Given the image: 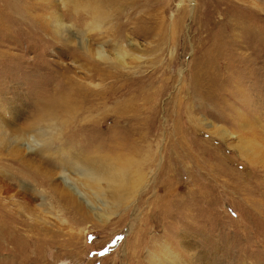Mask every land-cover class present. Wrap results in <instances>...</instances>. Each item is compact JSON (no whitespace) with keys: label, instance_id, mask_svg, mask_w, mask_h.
Instances as JSON below:
<instances>
[{"label":"rangeland","instance_id":"374dc122","mask_svg":"<svg viewBox=\"0 0 264 264\" xmlns=\"http://www.w3.org/2000/svg\"><path fill=\"white\" fill-rule=\"evenodd\" d=\"M1 124L0 264H264V0H0Z\"/></svg>","mask_w":264,"mask_h":264},{"label":"bare ground","instance_id":"6f19581e","mask_svg":"<svg viewBox=\"0 0 264 264\" xmlns=\"http://www.w3.org/2000/svg\"><path fill=\"white\" fill-rule=\"evenodd\" d=\"M95 4V3H94ZM100 6V5H99ZM99 6L98 5H94L92 6V13L93 15L96 17V18H100L101 15H102V12L99 10ZM105 16V15H104ZM93 17V18H95ZM57 19V18H56ZM63 22V21H62ZM58 27V26H57ZM98 27V26H97ZM56 28V27H55ZM103 49L99 48L98 51H97V55L100 57V58H103ZM105 57V56H104ZM101 76V75H100ZM13 121V120H12ZM4 128V125L1 124L0 125V132H1V129ZM4 135V134H3ZM15 143V142H14ZM22 146V145H21ZM50 146H52L49 142H44L42 144H38L37 142H35L33 145H30V144H25V147L26 149L28 150H35V148H38L39 150L42 149V151H48L51 150L52 151V148H50ZM57 154H59L62 158V156H64L65 159V162L66 163H69L70 165L73 166L74 171V175L76 176V180L74 183H76V181H78V186H70L68 185L65 181L69 179V176L68 174H65L64 172V169H62V171L60 172L61 174H63L64 176L62 177V183L64 184V186L68 189V191L71 193L70 194V197L71 199L74 198L73 196L75 197H78V199L82 200V202L86 203V205L91 208V204L96 200L98 201L99 199L97 198V195L101 196L102 197V200H99L100 201V204H105V203H109L108 201L111 200V199H114L115 200V204L111 206V209L114 211L117 209L118 207V204L121 205L125 199V192L129 190V187H130V181H126V179H124L123 181L121 179H116L117 182H113V179L112 178H103V180L105 181H108L109 179V182H113L112 183V186H115L116 184L119 185V190L115 193H105L103 191V188L102 186L100 185V181L102 180L98 175H97V172L98 170L97 169H92L93 170V173H91V169H88L87 167L84 169L82 168L80 165H79V160L74 158L71 159V157L69 156V153L68 151H66L65 149H59L57 151ZM59 159V158H58ZM64 160V159H62ZM64 165V164H63ZM65 166V165H64ZM61 167V165H60ZM71 167V166H69ZM128 166L125 164L123 165V170L126 169ZM72 168V167H71ZM68 170V169H67ZM70 172V171H69ZM73 172V171H72ZM70 174V173H69ZM138 191V190H137ZM133 192L132 195H135L136 192ZM133 197V196H132ZM70 199V200H71ZM95 199V200H94ZM42 200V199H41ZM124 200V201H123ZM72 201V200H71ZM123 201V202H122ZM96 203V202H95ZM93 205V204H92ZM92 210V209H91ZM95 211V210H94ZM45 213V212H44ZM51 213V212H50ZM47 214V213H46ZM52 216L58 220V221H62L60 219V217L55 213V214H52ZM96 217V216H95ZM43 218V217H42ZM97 218L100 219V216L97 215ZM45 220V219H44ZM43 220V221H44ZM46 221V220H45ZM26 222V221H24ZM23 221L19 222V223H24ZM46 223V222H45ZM61 223V222H60ZM5 224V223H4ZM24 225H26L24 223ZM8 228V227H7ZM10 228V227H9ZM5 229V228H2L1 231H0V237L1 239H8L9 240V236L10 234H8V236H5L2 232V230ZM43 231V230H42ZM46 231V229H45ZM166 251H168V248L165 249ZM175 256V255H174ZM175 258V257H174ZM170 259V258H169ZM167 259V258H164L162 260H150V263L151 264H164V262L166 264H171L170 260ZM175 260V259H174ZM174 262V261H173Z\"/></svg>","mask_w":264,"mask_h":264}]
</instances>
